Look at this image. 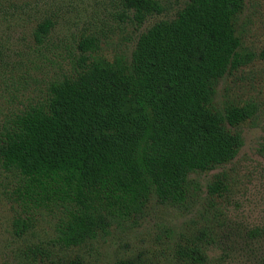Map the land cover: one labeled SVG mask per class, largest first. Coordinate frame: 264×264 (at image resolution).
<instances>
[{"label": "trees", "instance_id": "trees-1", "mask_svg": "<svg viewBox=\"0 0 264 264\" xmlns=\"http://www.w3.org/2000/svg\"><path fill=\"white\" fill-rule=\"evenodd\" d=\"M123 5L137 25L161 12L157 0ZM243 9L244 0H186L175 18L138 37L129 60L94 57L95 40L82 39L75 64L50 77L44 99L2 126L0 165L18 177L14 235L27 234L41 213L52 214L55 236L47 245L67 251L140 216L152 199L191 206L190 177L230 163L243 141L229 126L252 115L249 106L220 110L214 101L218 81L248 61L236 30ZM53 26L48 19L38 24L37 45ZM206 190L211 201L224 199L226 174L214 175ZM218 217L202 210L178 232L163 229L154 261L115 264H250V256L264 264V225L241 231L244 244L233 254ZM28 251L33 262L52 256L41 246Z\"/></svg>", "mask_w": 264, "mask_h": 264}, {"label": "rangeland", "instance_id": "rangeland-1", "mask_svg": "<svg viewBox=\"0 0 264 264\" xmlns=\"http://www.w3.org/2000/svg\"><path fill=\"white\" fill-rule=\"evenodd\" d=\"M157 1L161 12L137 25L123 0H0V132L11 114L44 99L51 76L70 70L80 55L77 45L82 39L95 40L94 57L129 60L143 32L160 21L172 20L186 4V0ZM46 19L54 26L45 43L37 45L33 32ZM236 30L240 53L248 61L218 81L214 101L220 110L249 106L252 115L236 127L229 126L243 141L236 157L213 171L190 177L195 191L191 206L178 209L152 199L140 216L116 221L107 236L62 251L47 245L55 236L52 214L41 213L27 234L14 235L19 208L11 193L18 177L0 165V264L154 261L158 243L163 242L157 241L161 231H180L186 222L197 221L202 210L218 214L222 242L231 246L233 254L238 253L244 244L241 231L264 225V0H244ZM220 173L227 176L228 192L224 199L211 201L206 186ZM32 246L51 250L52 256L38 255L33 262L28 251ZM219 254L216 250L212 255ZM250 260L258 264L253 256Z\"/></svg>", "mask_w": 264, "mask_h": 264}]
</instances>
